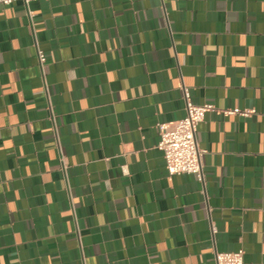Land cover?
<instances>
[{
  "label": "crops",
  "instance_id": "1",
  "mask_svg": "<svg viewBox=\"0 0 264 264\" xmlns=\"http://www.w3.org/2000/svg\"><path fill=\"white\" fill-rule=\"evenodd\" d=\"M184 88L215 107L197 132L203 179L170 174L158 145ZM239 249L264 264V0L0 6V264Z\"/></svg>",
  "mask_w": 264,
  "mask_h": 264
},
{
  "label": "built area",
  "instance_id": "2",
  "mask_svg": "<svg viewBox=\"0 0 264 264\" xmlns=\"http://www.w3.org/2000/svg\"><path fill=\"white\" fill-rule=\"evenodd\" d=\"M21 1L26 7L35 0H0V6H7ZM41 65L46 61V54L38 50ZM186 99V115L171 122L158 123L159 147L163 150L167 170L170 174L193 173L203 179L204 149L198 145L197 132L204 121L207 111L214 109L211 103L196 104L190 99V93L184 88ZM237 110L227 109L226 113H235ZM243 115L254 112L253 109L239 111ZM215 264H244V250L215 253Z\"/></svg>",
  "mask_w": 264,
  "mask_h": 264
}]
</instances>
